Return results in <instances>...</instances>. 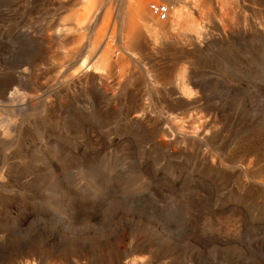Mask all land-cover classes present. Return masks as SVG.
Returning a JSON list of instances; mask_svg holds the SVG:
<instances>
[{
  "label": "rangeland",
  "instance_id": "1",
  "mask_svg": "<svg viewBox=\"0 0 264 264\" xmlns=\"http://www.w3.org/2000/svg\"><path fill=\"white\" fill-rule=\"evenodd\" d=\"M133 2L0 0V264H264V0Z\"/></svg>",
  "mask_w": 264,
  "mask_h": 264
},
{
  "label": "bare ground",
  "instance_id": "2",
  "mask_svg": "<svg viewBox=\"0 0 264 264\" xmlns=\"http://www.w3.org/2000/svg\"><path fill=\"white\" fill-rule=\"evenodd\" d=\"M152 1V0H134V4L133 6H131V12L134 16V18H136L137 20L141 21V22H145V23H148L150 21V19L152 20V17H151V12L149 11V9H147L148 7V3ZM186 1V0H184ZM184 1L182 0H175V8L173 10L174 12V15H175V21L177 22H174L175 24L179 23L181 20H182V17H183V12L179 9L176 8V6H178V3H183ZM180 6V4H179ZM181 7V6H180ZM176 12V13H175ZM172 14V13H171ZM171 17V15H170ZM170 19V18H169ZM245 20V19H244ZM133 21V20H132ZM131 23V22H130ZM129 23V24H130ZM83 25V24H82ZM148 28L149 25H144ZM77 27V26H76ZM127 33H132V27L130 26L128 28V32ZM129 35V34H128ZM133 35V34H132ZM110 37V36H109ZM103 36H100V39L98 40V42L96 43V49H94L95 51H99L101 52L102 49H104V45H106V42L108 41V35L106 37L103 38ZM110 39V38H109ZM102 41V42H101ZM106 53V52H105ZM94 55V54H93ZM95 57V56H94ZM107 63V53L105 55H101V58L98 60V65H94L96 68L95 69H102V67ZM81 68V70L79 71H82V70H85L84 72L86 71H89L90 70V65H81L79 67V69ZM240 170V169H239ZM251 178V177H250ZM133 260V259H132ZM137 260V259H136ZM141 261L143 260L142 258L140 259ZM145 260V259H144ZM137 262V261H129L130 263L129 264H143V262Z\"/></svg>",
  "mask_w": 264,
  "mask_h": 264
},
{
  "label": "built area",
  "instance_id": "3",
  "mask_svg": "<svg viewBox=\"0 0 264 264\" xmlns=\"http://www.w3.org/2000/svg\"><path fill=\"white\" fill-rule=\"evenodd\" d=\"M175 5V0L150 1L148 9L158 22H165L170 18ZM117 54L118 51H116L115 57Z\"/></svg>",
  "mask_w": 264,
  "mask_h": 264
}]
</instances>
